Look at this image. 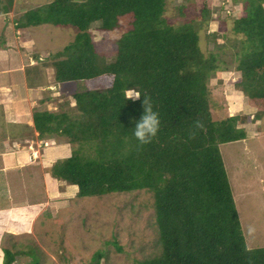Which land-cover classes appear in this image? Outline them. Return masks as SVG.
<instances>
[{"label": "trees", "instance_id": "obj_1", "mask_svg": "<svg viewBox=\"0 0 264 264\" xmlns=\"http://www.w3.org/2000/svg\"><path fill=\"white\" fill-rule=\"evenodd\" d=\"M263 3L245 0L232 25L239 36V75L231 85L246 96L255 118L264 114ZM13 4L0 0V13L14 10ZM165 4L166 0H50L14 18L18 29L41 24L71 29L74 38L47 57L58 84H88L72 93L74 110L33 109V126L28 127L40 140L65 136L76 144L47 171L76 186L77 196L151 192L160 251L133 264H264V246L245 244L219 150L222 143L246 137L237 124L250 117L244 113L213 119L208 76L216 67L215 56L204 57L191 23H168ZM126 14L132 16L131 26L106 59L89 27L112 30ZM208 14L202 8L198 19L206 21ZM127 88L141 96L125 99ZM143 96L158 112L160 126L156 136L140 144L132 136L130 117H139ZM2 251V264H13L16 252L4 247ZM100 257L97 252L90 264H98Z\"/></svg>", "mask_w": 264, "mask_h": 264}, {"label": "rangeland", "instance_id": "obj_2", "mask_svg": "<svg viewBox=\"0 0 264 264\" xmlns=\"http://www.w3.org/2000/svg\"><path fill=\"white\" fill-rule=\"evenodd\" d=\"M48 1L13 0L14 10L0 13V32L9 26L11 34V39L4 42L7 34L4 36L2 32L4 37L0 35V43L4 42L2 47L14 51L15 62H20L18 65L7 60L5 52L0 70H8L10 63L20 68L19 71L22 69L21 73L25 68L28 84L34 87L32 93L20 99L23 100L20 104L22 111L28 117H31L33 109L74 110L72 93L88 87L85 82L58 84L54 78L55 69L47 57L48 52L61 48L74 38L71 29L41 24L23 28L28 32L25 36L13 26L14 18L22 12ZM244 5L245 0H166L164 16L170 24L191 23L197 31L204 57L211 53L215 56L216 67L208 76L213 119L244 113L250 117L247 122L237 124L245 130L246 137L222 143L219 150L245 244L254 248L264 246V114L259 118L253 117L255 109L248 107L246 96L231 85L239 75L235 69L236 38L239 36L233 33L232 25ZM202 8L209 13L206 21L198 19ZM131 20L129 14L120 16L118 26L109 31L98 30L96 25L89 27L92 40L104 58L112 55L116 40L129 29ZM18 73L13 74L17 83L23 79ZM6 86L0 92L10 98V90ZM17 120L21 126L6 122L0 115V137L8 139V142L0 144L1 153L26 150L28 153L24 155L28 158L31 157L29 151L33 149L37 155L54 152L56 159L68 156L76 145L68 142L65 136L45 138L43 145L37 132L30 129L33 125L29 128L26 121L20 117ZM9 129L10 135H6ZM11 142L14 143L12 146ZM23 163L25 165L22 164L21 168L0 172V207L12 202H44L42 163L27 164V159ZM48 181L56 189L55 196L49 198L50 205H55L54 210L50 212L44 207L35 222H31V231L18 229L16 233L9 229L14 233H6L3 230L0 235L1 263L3 247L16 252L13 264H90L97 252L101 254L98 264H133L134 260L151 257L160 251L151 192L133 190L79 197L76 186L54 178L44 179V183Z\"/></svg>", "mask_w": 264, "mask_h": 264}, {"label": "crops", "instance_id": "obj_3", "mask_svg": "<svg viewBox=\"0 0 264 264\" xmlns=\"http://www.w3.org/2000/svg\"><path fill=\"white\" fill-rule=\"evenodd\" d=\"M5 14V13H2ZM13 26L16 30L19 31V34L21 32V35H25L28 32H24L22 34L23 29H18L15 27V21L13 20ZM8 29V30H7ZM26 30V29H25ZM24 30V31H25ZM5 36L3 38V41L11 39V34L9 30V26L4 28L1 32L0 35ZM3 36V37H4ZM26 37H23V39ZM4 42L0 43V61L1 58H4L5 52L7 53V60H11L14 62V64H20V62H15V52L12 50H8L7 47H2ZM9 42V41H8ZM10 43V42H9ZM1 67V66H0ZM11 68V69H10ZM8 70H0V89H2L1 92H3V88L5 85L6 87L10 90V98L6 97L0 92V113H2V117L6 122H10L14 125L15 123L20 122V120L16 121L17 117H20L23 121H26L28 126H32L31 124H28L29 121H32V118L26 115V112L22 111V106L20 105L23 100L22 97H26L29 95V93H32L33 88L32 85L28 84V80L26 78V71L25 68L24 73H21L19 71L20 68L15 67L13 64L8 65ZM20 73V76H23V79L17 83L13 79V74L14 73ZM18 73V74H19ZM5 93V92H4ZM6 94V93H5ZM26 116H25V115ZM14 128V127H11ZM10 128V129H11ZM10 129L6 133V135H10ZM8 142V139H3V137H0V144H4ZM8 144V143H7ZM14 143L11 142L10 146H12ZM4 146V145H3ZM14 147V146H13ZM30 152V151H29ZM56 152V151H55ZM28 153L26 150H17V151H10L9 153H1L0 152V160H1V167H0V172L4 173L5 170L8 169H18L23 167L25 165L23 162L26 160V156L24 154ZM41 154V153H40ZM54 152H45L43 155H38L37 158L27 161V164H37V163H42V175H43V183L44 185V191H45V200L43 203H30L26 204L25 201L22 202H12L13 204L11 205H6L4 207H0V212H3L0 216V235L4 232L6 233H14L13 231L8 230L9 226L16 227L20 229V231L23 232H28L31 231L29 230V227L31 222H35V220L38 218V216L42 213L44 207L47 208L48 211L52 212L54 210L55 205H50L49 198L50 196L53 195L55 196V187L52 186L49 181L47 183H44V179L46 178L47 180H52L53 178L50 176L49 172L47 171L48 166L51 164L52 161H54ZM23 161V162H22ZM49 161V164L47 163ZM47 163V164H46ZM55 179V178H54ZM57 180V179H56ZM60 181V180H59ZM74 186V185H73ZM64 190V189H63ZM59 192V191H58ZM48 199V200H47ZM10 200V199H9ZM57 203V202H56ZM19 231V230H18ZM16 231V233L18 232ZM2 264V263H1Z\"/></svg>", "mask_w": 264, "mask_h": 264}, {"label": "clouds", "instance_id": "obj_4", "mask_svg": "<svg viewBox=\"0 0 264 264\" xmlns=\"http://www.w3.org/2000/svg\"><path fill=\"white\" fill-rule=\"evenodd\" d=\"M141 96V94L133 88H127L124 91V98L125 99H137ZM130 119L134 120L133 125L131 126L132 130V136L135 138V140L140 143L144 144L149 142L154 136H156L159 126H160V119L159 114L157 111L153 109L152 104L148 101L147 97L143 96L142 101V112L140 113L139 117H130ZM41 142L44 145V142L46 140H41ZM41 146V145H40ZM39 146V147H40ZM40 150V149H39ZM40 152V151H39ZM30 156L32 154V151L29 152ZM37 154L35 157L26 158L27 161H31L35 158H37Z\"/></svg>", "mask_w": 264, "mask_h": 264}, {"label": "built area", "instance_id": "obj_5", "mask_svg": "<svg viewBox=\"0 0 264 264\" xmlns=\"http://www.w3.org/2000/svg\"><path fill=\"white\" fill-rule=\"evenodd\" d=\"M45 143H46V142H44V145H45ZM38 146H40V144H39ZM33 152H34V151H33V149H32V154H31L30 159H31L32 157H35V155H36V154H34Z\"/></svg>", "mask_w": 264, "mask_h": 264}]
</instances>
